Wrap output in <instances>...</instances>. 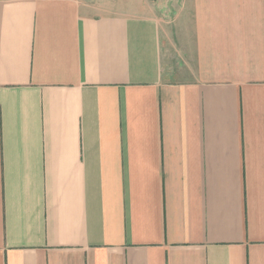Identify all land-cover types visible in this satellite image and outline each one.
<instances>
[{"label": "crops", "instance_id": "0c3cea01", "mask_svg": "<svg viewBox=\"0 0 264 264\" xmlns=\"http://www.w3.org/2000/svg\"><path fill=\"white\" fill-rule=\"evenodd\" d=\"M0 0V264H264V0Z\"/></svg>", "mask_w": 264, "mask_h": 264}, {"label": "rangeland", "instance_id": "374dc122", "mask_svg": "<svg viewBox=\"0 0 264 264\" xmlns=\"http://www.w3.org/2000/svg\"><path fill=\"white\" fill-rule=\"evenodd\" d=\"M85 1L86 3H89L93 6H97V4L99 3H104L105 1H108V0H83ZM116 1V4H119L121 6L125 5V4H129L127 0H113V2Z\"/></svg>", "mask_w": 264, "mask_h": 264}]
</instances>
